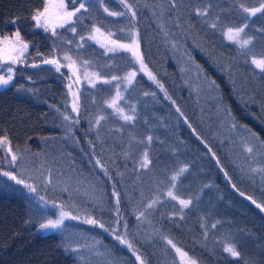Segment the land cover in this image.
I'll list each match as a JSON object with an SVG mask.
<instances>
[{
    "label": "trees",
    "instance_id": "1",
    "mask_svg": "<svg viewBox=\"0 0 264 264\" xmlns=\"http://www.w3.org/2000/svg\"><path fill=\"white\" fill-rule=\"evenodd\" d=\"M126 2L131 10L121 0L104 4L132 18L143 61L157 84L142 75L134 81L126 99L132 104L131 122L95 117L91 106L83 103L75 122L66 124L65 74L44 65L43 59L52 56L54 45L69 34L66 30L52 34L36 26L32 16L44 8L45 0H0V38L11 37L18 29L29 45L10 85L0 90V136L7 135L13 153L19 154L13 164L5 147L0 148V264H77L61 234L38 231L44 216L34 195L3 175L12 172L30 181L37 166L38 196L75 210L79 229L100 240L118 264L137 261L109 232L128 241L144 264H180L168 240L198 264H264V214L240 196L264 205V189L245 178L227 152L239 130L264 141V71L249 63L251 53H264V13L240 15V5L253 0ZM118 19L113 23L125 21ZM243 24L253 38L249 51L222 35L225 27ZM184 36L194 44L193 60L206 76L204 84H194L197 92L186 89L178 57L169 46V39L186 45ZM84 53L91 52L87 48ZM93 53L105 58L100 50ZM208 80L210 90L204 88ZM262 159L264 163V155ZM46 166L53 170L51 182L70 170L82 178L78 182L92 183L98 206L80 202L73 207L67 188L50 190L43 179ZM162 190L166 197L153 198ZM113 193L119 201L115 206ZM181 199L191 203L184 207ZM145 216L148 219L139 227ZM227 245L235 246L240 256L225 252Z\"/></svg>",
    "mask_w": 264,
    "mask_h": 264
},
{
    "label": "rangeland",
    "instance_id": "2",
    "mask_svg": "<svg viewBox=\"0 0 264 264\" xmlns=\"http://www.w3.org/2000/svg\"><path fill=\"white\" fill-rule=\"evenodd\" d=\"M261 2L262 0H253L251 4H241L244 7L242 8L240 5V15L242 17H252L244 11V8L259 7ZM60 3L61 0H49L50 26L47 31L43 27L38 28L52 34L56 33L59 30H66L67 34H69V37L59 40L56 45H54V53L52 56H45L43 59V61L46 59L58 60L60 65L59 71L56 70L55 65H48H50L55 72L65 74L68 101L67 116H69L71 119L68 121L63 120V122L66 124L74 123V116L78 115V113L81 112L83 103L91 106L90 109H93V114L95 117L109 115L114 123H116L117 121L122 123L131 122V120H124L123 116H132V104L129 102V100L126 99L128 90L133 85L134 81L142 75L154 85L157 84L156 79L152 80L149 78L147 73L151 71L148 66L144 63L146 65L147 71L141 70L140 63L132 56L130 51L121 48H116L115 51H109L110 48H113V45L109 42L110 40H115L122 44H131L133 39L138 41L136 30L133 27L132 18H126L125 15H109V13L113 11L108 10L106 12L104 10L106 8L104 4L105 0H63L67 11L75 12V9L79 8L81 3L85 4L84 9L76 12L71 20H69L67 23H63L60 19H58L59 9L57 5H59ZM41 11H43V9ZM120 17L125 18V21H123L122 24L113 23L116 20H119L118 18ZM104 20H106L108 23V25H105V27L102 26ZM62 23L63 26H61ZM112 24L114 25L112 26ZM244 26V24L241 26H227L222 30V35L227 42L234 43L239 46L240 49L249 51L250 46L253 43V38L246 35ZM239 27H244V32L241 33L239 40L251 41L244 47H241L240 44L236 41H230L227 39V30L229 28L235 29ZM97 28L100 29V32L95 31V29ZM72 29H75V31H73ZM92 37H95V39H93ZM186 38V36L183 37V39L187 41L186 45H177L176 43L171 41V39H169V46L178 57L177 60L179 70L181 72L180 75L186 89L191 92H193V90L197 92V88L195 86L197 84L200 85L201 83L204 84L203 80L206 79V76L201 72L202 70L193 60L196 54L194 44L192 47L191 42ZM87 48L91 53H84V50ZM99 50L107 59V61L103 64L101 63L106 59L103 57L96 58V55H94L93 53ZM27 51L23 54V57L19 62L13 63L7 58L0 60V76L7 77V75H9L8 70L9 68H11V75L13 77L15 68L24 63V58L27 54ZM139 52L141 54L140 45ZM65 56L71 57V59H65ZM113 58H115L117 62H114L112 60ZM253 59H264V53H251V56L249 58V63L253 66V68L261 70L252 63ZM69 65H71V67ZM131 72H136V75L134 78H132L131 83H129L127 77ZM113 77H117V79L113 80ZM105 81L108 82L105 83ZM10 83L8 85L0 86V90L7 88ZM210 84L211 80H208V82L206 81L204 88L206 90H210ZM117 91H119L120 98L116 102V107H112L111 103L113 99L116 98ZM83 96L87 97L86 101L82 100ZM73 103H76L78 112L72 111ZM117 108L122 109L123 112L121 113L117 111ZM116 117L120 119L116 120ZM223 127L224 121L221 115L219 119V128ZM221 130L222 129H219V131ZM235 134V139H233V141L229 140V144L227 145V152L233 157V161L237 163L243 176L249 180L255 181L262 189H264V171H261V169H264V163L262 159V156L264 155V145L257 138H255L251 132L239 130ZM249 147L252 148V152L247 151ZM8 154L11 159V153ZM16 155L18 156L19 154ZM63 163L68 164V162L65 161H63ZM46 167L48 172L43 171V179L45 181L44 183L49 187L50 190H52L53 187L67 188L66 191L69 193L71 198V206L78 207V203L80 202H89L98 206V202L100 200L98 194L96 195L92 183L84 181L85 179L83 180V182H78L81 181L82 178L80 176H72L70 170H67V176H54L51 182L49 172L53 170L50 167L48 168V166ZM69 168L72 170V167H70V165ZM253 169H256V171H253ZM33 171L35 172V174L31 175V180L26 181V183L35 186L36 192H30L26 188L28 190V193L34 195L35 201L41 207L44 221L48 218H58L60 210L59 206L63 204L55 201L41 202L40 197L37 194L36 187V180L37 178H39L38 173H40V168L37 166ZM240 196L250 203H252V200H255L252 197L251 200L248 199V197L250 196H247L245 194H240ZM163 197H166L164 191L161 195L153 194V198L158 200ZM112 202L114 206L117 204V196L115 193H113ZM256 204L263 205L258 201H256ZM256 204L253 205L256 206ZM258 209L264 214V211H262L260 208ZM50 211L52 212V216L49 213ZM64 211L71 213L72 216L79 217L78 213L75 210L69 211L65 206ZM81 219L85 221L83 218ZM147 219V216L143 217V219L140 221L139 227L143 225ZM77 221L78 219L66 218L63 225L58 230H40L38 228V231L41 234H61L65 239L67 248L76 258L77 264H118L112 256V253L105 249L100 240L90 236L86 233L85 230L82 229V231L81 229H79V227L77 226ZM109 235H111V238L115 241H118L115 237L120 236L119 234L112 232H109ZM125 246L127 247V245ZM73 249H75V251H73ZM128 250L130 253L134 254L136 258L137 254L135 253L133 248H128ZM172 251L176 255L179 263L182 264L179 254L176 253L174 248L172 249ZM136 261L137 264H140V261H138L137 259Z\"/></svg>",
    "mask_w": 264,
    "mask_h": 264
},
{
    "label": "snow or ice",
    "instance_id": "3",
    "mask_svg": "<svg viewBox=\"0 0 264 264\" xmlns=\"http://www.w3.org/2000/svg\"><path fill=\"white\" fill-rule=\"evenodd\" d=\"M121 3H124V6L128 9L131 10L132 6L130 4H127L126 0H121ZM58 9H59V13H58V19H60L63 23H67L69 20H71V18L75 15L76 12H79L81 9H84L85 4L81 3L80 7L75 9V12L73 11H67L66 10V6L63 3V0H61V3L59 5H57ZM241 7L243 8L244 6L241 5ZM106 12L108 11L107 8L104 9ZM244 11L247 12L250 16H255L257 13H264V0H262V2L260 3L259 7H255V8H244ZM50 5H49V0H45V5L43 8V11L37 9L34 13V15L32 16V20L35 21V24L37 27H43L46 31L48 30L49 26H50ZM203 14V13H201ZM109 15L112 16H117V15H123V13H117V12H110ZM132 15L135 16V12H132ZM13 23H15V21H13ZM63 23L61 24V26H63ZM247 25H245L244 27H246ZM213 27H215V25H213ZM244 27H239V28H229L227 30V39L230 41H236L237 43L240 44L241 47H244L246 45H248L251 41L250 40H239V37L241 35V33L244 32ZM73 31H75V29H72ZM54 31V28H53ZM96 32H100V29L97 28L95 29ZM93 39H95V37H92ZM112 45L113 48H110L109 51H115L116 48H121L127 51H130L132 56L140 63L141 66V70L143 71H147L146 69V65L143 62V58L142 55L139 52V45H138V41L133 39L131 44H122L118 41L115 40H110L109 41ZM29 45L27 42H25L22 37H21V33L20 31L17 29L15 31V33L9 37V36H3L2 38H0V60L7 58L8 60L12 61L13 63L19 62L21 60V58L23 57V54L27 51ZM65 59H71V57L65 56ZM45 64H51V65H55L56 66V70L59 71L60 65L58 60L56 59H46L43 61ZM87 63V62H85ZM252 63L256 65L257 68L261 69L262 71H264V59H253ZM71 67V65H69ZM33 67H36V65H33ZM9 75H7V77L5 76H0V86L3 85H8L10 83V81H12L13 77L11 75V68H9ZM149 78L152 80H155V76L152 75L151 72L147 73ZM136 75V72H131L128 74V82L131 83L132 78H134ZM113 80H116L117 77H113ZM108 81H105V83H107ZM161 87H163L161 85ZM120 98V94L119 91H117L116 94V98L113 99L111 106L112 107H116V102L117 100ZM72 111L73 112H78V107L76 105V103H73L72 105ZM117 111L119 112H123L122 109L117 108ZM71 118L67 115L64 116V120L68 121ZM123 119L126 121L132 120L133 117L132 116H128V115H124ZM78 122V121H77ZM100 120L97 119L96 123L99 124ZM233 127H235V125H233ZM252 135L259 139L258 136H256L255 133H252ZM149 140H151V137L148 138ZM262 144H264V141H261ZM6 147V152L7 153H11V161L10 163H15L18 159L17 155L15 153H13L12 151V147H11V142L8 138L7 135L4 136H0V148H4ZM248 152H252V148L249 147L247 149ZM97 163H99V161H97ZM147 163V153H145V164L144 166H146ZM101 167H103V165H101ZM185 169H181L180 171L183 172ZM253 171H256V169H253ZM261 171H264V169H261ZM4 176L9 177L11 180L16 181L17 184H21L24 185L30 192H36V188L35 186L31 185V184H27L23 179H18V177L13 174L12 172H4L3 173ZM226 175V174H225ZM173 180L176 179V177L174 176L172 178ZM173 187H175V185H173ZM233 187H235V185H233ZM169 196H171L173 199H177V197H175L173 195V193L171 191H169L168 193ZM241 195H243V193H241ZM248 199H252L251 197H248ZM41 202H44V198L40 197ZM119 201H117L118 203ZM180 204L184 207H187L188 204L191 203V201L188 200H183L181 199ZM153 203H155V201H153ZM253 204H256L255 200H252ZM256 206L258 208H260L262 211H264V205L261 204H256ZM149 207H151V205H149ZM59 216L56 219H51L48 218L46 219L43 223L39 224V229L40 230H58L61 228V226L63 225L64 221L66 218H71V219H79V217L77 216H72L71 213L69 212H65L64 211V205H60L59 206ZM86 223L88 224H99L100 228H104L105 225L102 223H99L97 220L92 219V218H88L86 221ZM126 227V225H125ZM213 227H215V225H213ZM116 240H118L121 244H126L128 248H132V245L126 241L125 239H123L121 236H116L115 237ZM168 244L172 246V248L175 249L176 253L179 254V256L181 257V262L182 264H197V262L194 259H191L190 257H188V254L184 251H182V249L176 247V245L171 241L168 240ZM73 251H75V249H73ZM224 251L229 253L232 257H239L240 256V252L236 249L235 246L233 245H227L224 248ZM136 259L138 261H140V264H144L143 260H141L140 256L137 255Z\"/></svg>",
    "mask_w": 264,
    "mask_h": 264
}]
</instances>
